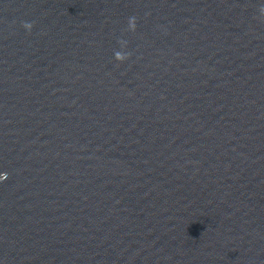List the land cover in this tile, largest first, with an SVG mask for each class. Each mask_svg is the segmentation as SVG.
Instances as JSON below:
<instances>
[{"label":"water","instance_id":"95a60500","mask_svg":"<svg viewBox=\"0 0 264 264\" xmlns=\"http://www.w3.org/2000/svg\"><path fill=\"white\" fill-rule=\"evenodd\" d=\"M262 7L0 0V264H264Z\"/></svg>","mask_w":264,"mask_h":264},{"label":"clouds","instance_id":"9594fccd","mask_svg":"<svg viewBox=\"0 0 264 264\" xmlns=\"http://www.w3.org/2000/svg\"><path fill=\"white\" fill-rule=\"evenodd\" d=\"M260 12L261 14H264V7H262L260 9ZM26 29H28L29 31H31L33 25L31 23H25L23 25ZM129 27L131 30L135 31V27H136V23H135V18H130L129 20ZM122 45L125 43V42H121ZM114 58L115 60L119 61V62H123L124 60H126L128 58V55L126 53H123V52H119L117 51L115 54H114ZM8 178V174L5 172L3 174H0V181H4Z\"/></svg>","mask_w":264,"mask_h":264}]
</instances>
